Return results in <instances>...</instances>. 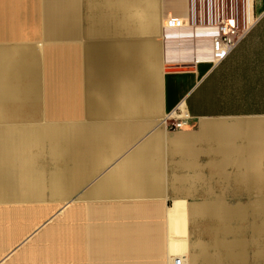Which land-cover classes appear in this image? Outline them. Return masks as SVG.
Here are the masks:
<instances>
[{"label": "crops", "instance_id": "1", "mask_svg": "<svg viewBox=\"0 0 264 264\" xmlns=\"http://www.w3.org/2000/svg\"><path fill=\"white\" fill-rule=\"evenodd\" d=\"M188 9L0 0V264H264V0L217 62Z\"/></svg>", "mask_w": 264, "mask_h": 264}, {"label": "built area", "instance_id": "2", "mask_svg": "<svg viewBox=\"0 0 264 264\" xmlns=\"http://www.w3.org/2000/svg\"><path fill=\"white\" fill-rule=\"evenodd\" d=\"M250 3L251 0H189L186 23L212 29L209 37L212 61L224 58L248 32ZM191 117L187 110L178 106L160 122L168 130H174L185 127ZM172 264H183L182 256L177 255Z\"/></svg>", "mask_w": 264, "mask_h": 264}, {"label": "water", "instance_id": "3", "mask_svg": "<svg viewBox=\"0 0 264 264\" xmlns=\"http://www.w3.org/2000/svg\"><path fill=\"white\" fill-rule=\"evenodd\" d=\"M169 67L172 68V69H180V68H183V67H179L178 65H174V64L173 65H170Z\"/></svg>", "mask_w": 264, "mask_h": 264}, {"label": "bare ground", "instance_id": "4", "mask_svg": "<svg viewBox=\"0 0 264 264\" xmlns=\"http://www.w3.org/2000/svg\"><path fill=\"white\" fill-rule=\"evenodd\" d=\"M175 226V225H174Z\"/></svg>", "mask_w": 264, "mask_h": 264}]
</instances>
